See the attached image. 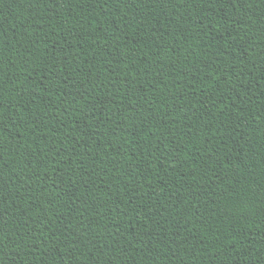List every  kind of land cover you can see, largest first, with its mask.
I'll use <instances>...</instances> for the list:
<instances>
[{
	"label": "trees",
	"instance_id": "16d2710c",
	"mask_svg": "<svg viewBox=\"0 0 264 264\" xmlns=\"http://www.w3.org/2000/svg\"><path fill=\"white\" fill-rule=\"evenodd\" d=\"M0 264H264V0H0Z\"/></svg>",
	"mask_w": 264,
	"mask_h": 264
}]
</instances>
